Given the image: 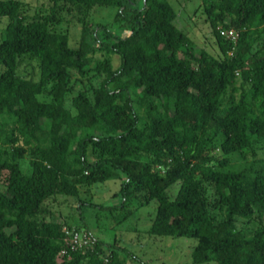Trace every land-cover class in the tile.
I'll return each instance as SVG.
<instances>
[{"label":"trees","instance_id":"1","mask_svg":"<svg viewBox=\"0 0 264 264\" xmlns=\"http://www.w3.org/2000/svg\"><path fill=\"white\" fill-rule=\"evenodd\" d=\"M49 1L28 14L0 0V264H127L88 230L92 248L71 250L63 227L73 226L42 215L48 199L107 181L119 184L122 218L156 200L149 234L195 239L192 264H264V159L229 160L264 143V0H200L217 55L176 26L168 0ZM66 4L116 6L117 30L80 18L69 45L57 29ZM229 28L236 41L220 34ZM23 61L37 79L18 74ZM73 73L101 79L73 94ZM237 218L258 225L246 233Z\"/></svg>","mask_w":264,"mask_h":264},{"label":"rangeland","instance_id":"2","mask_svg":"<svg viewBox=\"0 0 264 264\" xmlns=\"http://www.w3.org/2000/svg\"><path fill=\"white\" fill-rule=\"evenodd\" d=\"M28 14L36 11L47 13L51 2L49 0H22ZM176 12L175 24L190 37L197 47H201L210 53L217 55L218 47L211 33L205 15L200 7V0H168ZM117 12L116 6L96 5L90 10L79 9L76 6L66 4L65 9L60 10L61 21L57 24L59 31H66L69 36V45L77 46L80 32V18H85L90 23H100L109 25L112 30H117L114 17ZM8 21L7 17L0 18V40L2 31ZM124 32L123 34H125ZM264 38V35H263ZM118 61L115 62L117 65ZM3 66L0 65V72ZM18 74L27 77H38V67L35 62L23 61L17 68ZM73 79L79 81L75 84L76 93L78 89L88 87L91 83L98 85L101 77L89 79L80 78L73 73ZM80 79L82 82H80ZM40 99H48L47 94L39 96ZM70 107V100H67ZM264 159V143L259 147L256 156L243 157L239 154L229 156L230 165L236 167L246 160ZM29 154L20 160V168L24 174L31 173ZM5 172L0 174L1 181ZM119 188L118 182L107 181L105 183L93 184L89 187H80L78 196L57 195L45 201L43 204L44 213L47 220L66 222L70 226L78 227L80 230H88L96 239L103 240L109 244L115 242L118 247L127 252V264H192L191 252L196 240L186 237L155 236L148 232L149 226L155 216L157 202L151 200L147 205L134 209L128 213L126 218H122L123 210L115 209L119 197L116 195ZM178 183L168 188L170 198H174L177 193ZM208 196L214 198L211 188ZM129 209H133L129 206ZM215 221L224 218V212L218 209L211 210ZM236 228L246 233L257 227L258 222L237 218ZM122 254V252L120 253Z\"/></svg>","mask_w":264,"mask_h":264},{"label":"built area","instance_id":"3","mask_svg":"<svg viewBox=\"0 0 264 264\" xmlns=\"http://www.w3.org/2000/svg\"><path fill=\"white\" fill-rule=\"evenodd\" d=\"M220 34L226 38L236 41V33L232 28L220 29ZM64 240L71 250H86L92 248L94 244V237L83 230H78L75 228L63 227ZM66 249L61 251L64 254Z\"/></svg>","mask_w":264,"mask_h":264}]
</instances>
